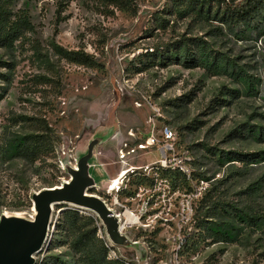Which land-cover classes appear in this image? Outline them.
<instances>
[{"label":"rangeland","instance_id":"obj_1","mask_svg":"<svg viewBox=\"0 0 264 264\" xmlns=\"http://www.w3.org/2000/svg\"><path fill=\"white\" fill-rule=\"evenodd\" d=\"M190 2H16L33 32L12 52L0 49V218L31 221L34 196L68 183L91 153L90 193L120 216L124 239L116 244L94 212L57 205L35 264L78 263L69 209L97 218L109 258L127 264H264V11L222 23L218 5L223 12L247 0L213 2L206 16ZM33 137L46 142L38 157L16 156L18 142ZM122 150L131 153L125 161ZM121 177L122 193L111 195ZM203 197L225 206L231 242L195 229ZM241 211L261 219H240ZM125 213L135 224L124 225Z\"/></svg>","mask_w":264,"mask_h":264},{"label":"trees","instance_id":"obj_2","mask_svg":"<svg viewBox=\"0 0 264 264\" xmlns=\"http://www.w3.org/2000/svg\"><path fill=\"white\" fill-rule=\"evenodd\" d=\"M17 1L0 0V49L10 52L15 49L18 42L26 39L28 33L33 32L29 16L22 11L15 12L14 6ZM216 1L221 3L223 0H191L190 3L193 4L191 11L197 12L198 15L206 16V14H210V5ZM120 2L123 3V1ZM263 11L264 0H247L244 5L237 7L226 6L223 12H220V5H218L214 14L216 18L221 16L219 19L222 23L231 21L240 23L254 20L261 16ZM186 46L184 44L182 49ZM70 55L74 56L76 60L73 61L80 65L92 66L94 64V59L83 52H71ZM39 138L33 137L32 139L18 142L17 151L15 152L16 156L30 157L31 160H35L43 149L41 145L44 146L46 143L44 141L38 144L36 140ZM5 147L7 148L5 153L7 154H10V151L14 148L12 145H6ZM237 159L235 161H246L243 156H238ZM177 178L180 184L182 182L183 187H186L187 184L184 185L183 182H188V179L185 176L183 177L181 173L177 174ZM206 201L207 197H203L200 207L196 210L193 218L195 229H199L205 238L211 239L214 244L231 242L233 237L232 225L225 222L221 217L226 212L225 206L216 202L209 207L206 206ZM241 216L248 220L259 221L261 219V216H257V214L253 216V213L247 211H241L240 219L242 218ZM63 217L65 228L70 238L71 249L80 256L76 264H127L121 258H109L110 248L98 235L99 220L97 218L91 215H83L78 209L66 210L63 213ZM195 240V233L193 235L187 234L183 244L187 248L193 243V247L196 245Z\"/></svg>","mask_w":264,"mask_h":264},{"label":"water","instance_id":"obj_3","mask_svg":"<svg viewBox=\"0 0 264 264\" xmlns=\"http://www.w3.org/2000/svg\"><path fill=\"white\" fill-rule=\"evenodd\" d=\"M91 155L80 160L68 183L45 189L34 196L37 213L34 221L7 216L0 218V264H35V255L42 251L47 240L54 207L61 204L94 212L107 225L112 240L116 244L123 243L119 220L100 197L90 193L94 187L88 173Z\"/></svg>","mask_w":264,"mask_h":264},{"label":"built area","instance_id":"obj_4","mask_svg":"<svg viewBox=\"0 0 264 264\" xmlns=\"http://www.w3.org/2000/svg\"><path fill=\"white\" fill-rule=\"evenodd\" d=\"M167 135L169 136V138H171V137L173 136L172 132H170V131L168 132ZM130 154H131L130 152H125L124 150H122L121 157H120L121 160H122V161H125L126 158H127ZM122 178H123V177H121V178H117V179L111 181V184H110V186H109V192H110L111 195H113V193L119 194V193L121 192V190H122V188H123V185H124V184H123L124 182H122V184H119V181H121ZM102 200H103V199H102ZM103 202H104V203L108 206V208L114 213L115 217H116V218L119 220V222H120V219H121V218H120V216L115 212V210L112 209V208L107 204L106 201L103 200ZM36 215H37V214H35V217H33L31 221H34V220H35Z\"/></svg>","mask_w":264,"mask_h":264},{"label":"bare ground","instance_id":"obj_5","mask_svg":"<svg viewBox=\"0 0 264 264\" xmlns=\"http://www.w3.org/2000/svg\"><path fill=\"white\" fill-rule=\"evenodd\" d=\"M119 183H121V182H119ZM130 213H132V212H130ZM7 217H8V216H7ZM125 217H126L127 219H126V223H125L124 225L134 223V218H133V216H132L131 214L126 213V214H125ZM134 224H135V223H134Z\"/></svg>","mask_w":264,"mask_h":264}]
</instances>
